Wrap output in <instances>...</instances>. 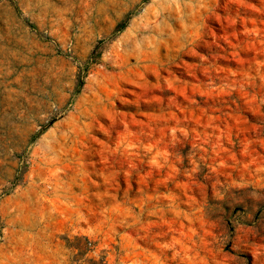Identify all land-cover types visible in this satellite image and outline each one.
Instances as JSON below:
<instances>
[{"label": "rangeland", "instance_id": "rangeland-1", "mask_svg": "<svg viewBox=\"0 0 264 264\" xmlns=\"http://www.w3.org/2000/svg\"><path fill=\"white\" fill-rule=\"evenodd\" d=\"M0 264H264V0H0Z\"/></svg>", "mask_w": 264, "mask_h": 264}]
</instances>
